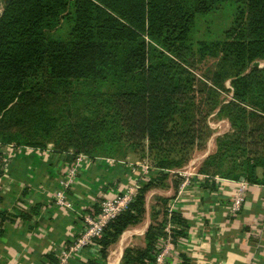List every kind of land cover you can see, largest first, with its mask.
Returning a JSON list of instances; mask_svg holds the SVG:
<instances>
[{"label": "trees", "instance_id": "trees-1", "mask_svg": "<svg viewBox=\"0 0 264 264\" xmlns=\"http://www.w3.org/2000/svg\"><path fill=\"white\" fill-rule=\"evenodd\" d=\"M226 2L234 13L223 38L201 40L198 48L201 57L207 50L220 52L207 74L211 84L194 71L192 33L198 14ZM64 20L70 25L63 34L58 29ZM255 59H264V0H3L0 141H53L93 157L125 139L149 151L155 168L166 174L203 140L196 92L209 89L232 124L219 153L211 155L220 164L215 171L228 159L226 176L264 184V65L246 70ZM229 78L233 95L220 100L218 87L226 88ZM143 190L98 238L104 258L123 230L141 221ZM12 214L0 208V235ZM175 216L182 228L174 234L186 235L187 218L180 211ZM165 228V221L150 224L146 244L127 246L122 264H150ZM85 249L69 264H105ZM46 257L38 264L58 260L53 252Z\"/></svg>", "mask_w": 264, "mask_h": 264}, {"label": "crops", "instance_id": "crops-1", "mask_svg": "<svg viewBox=\"0 0 264 264\" xmlns=\"http://www.w3.org/2000/svg\"><path fill=\"white\" fill-rule=\"evenodd\" d=\"M40 152L10 157L3 172L7 189L2 208L15 215L14 220L3 222L0 264H38L47 253L56 255V249L81 227L82 212L95 210L105 194L120 191L126 183L125 170L114 160L86 155L67 192L75 207L60 205L54 194L61 169L77 156ZM243 180L246 188L241 210L231 214L233 192ZM217 182L222 187L214 190L216 195L201 187L196 194L187 192L177 201L189 225L186 235L172 240L169 264H264V184L245 178ZM154 192L169 194L170 187L151 190ZM18 197L22 201L14 204ZM152 221L150 213L148 217L145 214L140 222L123 230L109 245L105 264H122L127 246L146 244L145 233Z\"/></svg>", "mask_w": 264, "mask_h": 264}, {"label": "rangeland", "instance_id": "rangeland-1", "mask_svg": "<svg viewBox=\"0 0 264 264\" xmlns=\"http://www.w3.org/2000/svg\"><path fill=\"white\" fill-rule=\"evenodd\" d=\"M2 5L3 0L0 1L1 9ZM233 13L234 6L226 2L220 8L214 9L206 14H198L193 28L192 36L195 43V57L198 62V68H196L194 71L200 78H204L209 81V78H207V74H210L213 69H216V61H218V57L220 55V52L217 53L212 52L211 50H207L206 54L201 57L198 50L200 41H214L217 39H222L224 36V28H226L230 24ZM69 25V22L64 20L63 24L59 27L58 32L63 34L66 33ZM258 60L262 64H264V59ZM252 64L253 63L247 64L246 70H249ZM209 83L212 84L211 81H209ZM225 85L226 88L218 87V98L220 100L230 99L233 95V88L230 78L225 80ZM200 86L202 85L198 83L196 85V88L199 89ZM213 94L214 93L209 89H206L205 93L196 92V102L201 103L203 109L200 114V118L204 120L203 129L205 133L203 140L200 142V144L193 146L190 150H188L187 154L182 156L183 158L180 161L174 162L171 168L165 169V171H167L166 174H163V172H159V170L155 168L153 156L149 151H144L143 149L136 148L133 145H130V142L125 139L122 141H116V143L118 144L116 145L117 148L115 150L109 151L106 148H101L93 152V157L111 158L114 160L113 163H117V165L123 167V170H125L127 176V180H125L126 183L124 184L122 189L128 188L130 185L134 184V187L136 188V197L138 196V193L141 192L144 188V211L142 219L145 217V214H147L148 217L150 213L153 219L151 224L163 223V221H165L166 234L159 236V238L157 239L156 249L154 253V260L156 261L157 255L164 252L162 264H169L168 255L172 248L171 242L176 237V235L174 234V228H182V225L180 223L175 222V219H177L175 213H178V211L181 212L177 201L187 192L196 194L199 189H201V187H204V189H207V191L215 194L214 190L217 191L218 188L222 187L220 186V184H218V180L222 178L236 179L224 174V172L228 171V159L222 164V171H215V169H218V167L220 166L218 161H210L211 155L219 153V143L221 142V139L230 131H232V124L229 117L219 111L220 106H217V104L215 103V94ZM36 150L37 152L41 151L40 153L44 154L53 151L59 153V157H65L69 155L73 158L81 153L89 155V153L84 151L76 153L75 148L73 147L59 148L57 143L53 141H50L46 145L42 146L20 143L14 140L6 143L0 141V170L2 169V173H0L1 209H3L2 207L5 203L3 195L7 189L4 184L3 172L7 167L8 159L15 155H19L25 152L29 153ZM260 169L262 170V167L258 168L259 173L261 171ZM147 182H150L151 184L147 187H144L145 183ZM211 182H213V184H211ZM167 187H170L169 194H161L160 192H154L153 194H151V190L153 189L159 191L160 189ZM20 201H22V199L18 197L14 204H20ZM230 212L231 214L237 213L233 210H231ZM79 231L80 229L75 230L73 236L78 235ZM178 236L179 234L177 235V237ZM167 243L170 245V248L165 251L163 248ZM134 245L144 246L145 244ZM100 247L101 246H96L95 250L93 247L85 249L84 253H87V250L89 249L91 250L92 254H95L94 251H96L97 253L95 255H97L98 262L106 263V258H104L100 253ZM73 258L74 257H71L70 261H72ZM153 261L150 264H152ZM155 261L153 264H155Z\"/></svg>", "mask_w": 264, "mask_h": 264}, {"label": "built area", "instance_id": "built-area-1", "mask_svg": "<svg viewBox=\"0 0 264 264\" xmlns=\"http://www.w3.org/2000/svg\"><path fill=\"white\" fill-rule=\"evenodd\" d=\"M86 154L77 155V159L71 163H67L66 167H62L59 177V186L55 190V200L60 205L71 206L74 208L73 202L68 198V188L71 186L74 178L77 177L81 166L85 163ZM113 160V159H111ZM246 181L240 182L239 186L233 192L230 208L234 212H239L244 199V190ZM136 188L130 185L128 188L122 189L119 192H111L105 194L98 203V210L83 211V223L79 228V234L73 236L68 242H64L56 249L57 262L54 264H69L71 257L77 254H82L83 249L94 246H101L98 238L102 236L105 226L117 214L126 209L130 202L135 199ZM94 210V209H93ZM170 248L167 243L163 248L165 251ZM163 254L159 253L156 257L155 264H162ZM153 261V263H154ZM152 263V264H153Z\"/></svg>", "mask_w": 264, "mask_h": 264}, {"label": "water", "instance_id": "water-1", "mask_svg": "<svg viewBox=\"0 0 264 264\" xmlns=\"http://www.w3.org/2000/svg\"><path fill=\"white\" fill-rule=\"evenodd\" d=\"M0 12H1V7H0ZM253 65H259V66H262V65H264V64H262V63L257 59V60H255V61L253 62Z\"/></svg>", "mask_w": 264, "mask_h": 264}]
</instances>
